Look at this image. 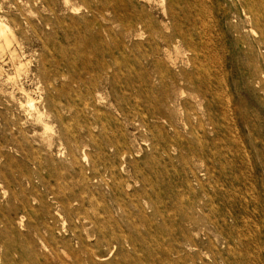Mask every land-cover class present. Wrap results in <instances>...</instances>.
<instances>
[{"label": "rangeland", "instance_id": "1", "mask_svg": "<svg viewBox=\"0 0 264 264\" xmlns=\"http://www.w3.org/2000/svg\"><path fill=\"white\" fill-rule=\"evenodd\" d=\"M0 25V264H264V0Z\"/></svg>", "mask_w": 264, "mask_h": 264}, {"label": "bare ground", "instance_id": "2", "mask_svg": "<svg viewBox=\"0 0 264 264\" xmlns=\"http://www.w3.org/2000/svg\"><path fill=\"white\" fill-rule=\"evenodd\" d=\"M203 5H204V4H203ZM204 8H205V7H204ZM247 10H248V9H247ZM206 15H207V14H206ZM205 17H206V16H205ZM220 18H221V17H220ZM247 21H248V20H247ZM0 26H1V25H0ZM3 28H4V27H3ZM3 31H5V30H2V32H3ZM2 34L4 35V34H6V33H2ZM0 35H1V34H0ZM4 36H5V35H4ZM6 36H7V34H6ZM8 40H9V39H8ZM9 42H10V41H9ZM7 43H8V41H7ZM191 62H192V61H191ZM160 69H161V68H160ZM26 94H27V93H26Z\"/></svg>", "mask_w": 264, "mask_h": 264}]
</instances>
